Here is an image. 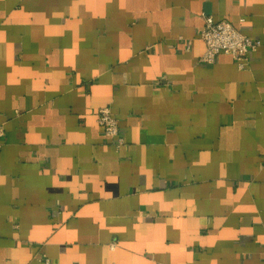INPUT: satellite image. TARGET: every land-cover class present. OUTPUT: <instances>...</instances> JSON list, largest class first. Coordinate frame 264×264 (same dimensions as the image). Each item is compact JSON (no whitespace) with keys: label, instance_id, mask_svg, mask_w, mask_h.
I'll return each instance as SVG.
<instances>
[{"label":"crops","instance_id":"0c3cea01","mask_svg":"<svg viewBox=\"0 0 264 264\" xmlns=\"http://www.w3.org/2000/svg\"><path fill=\"white\" fill-rule=\"evenodd\" d=\"M203 15L264 40V0H0V264H264V50L201 61Z\"/></svg>","mask_w":264,"mask_h":264},{"label":"built area","instance_id":"2783aa9c","mask_svg":"<svg viewBox=\"0 0 264 264\" xmlns=\"http://www.w3.org/2000/svg\"><path fill=\"white\" fill-rule=\"evenodd\" d=\"M203 20L204 26L199 32L205 43V51L200 57L203 62H213L217 55L226 53L231 55L242 69L249 65L251 53L264 50V40L247 35L227 19L216 20L211 15H203ZM97 121L105 136L112 139L116 147L125 143L119 121L110 106L98 109ZM4 133V128L0 125V136ZM43 259L50 263L49 258Z\"/></svg>","mask_w":264,"mask_h":264}]
</instances>
